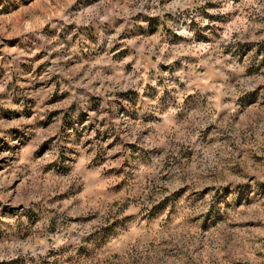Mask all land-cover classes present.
<instances>
[{"label":"rangeland","instance_id":"1","mask_svg":"<svg viewBox=\"0 0 264 264\" xmlns=\"http://www.w3.org/2000/svg\"><path fill=\"white\" fill-rule=\"evenodd\" d=\"M0 264H264V0H0Z\"/></svg>","mask_w":264,"mask_h":264}]
</instances>
